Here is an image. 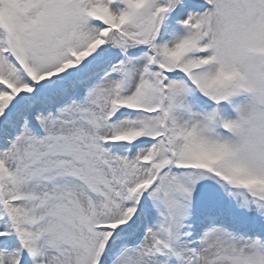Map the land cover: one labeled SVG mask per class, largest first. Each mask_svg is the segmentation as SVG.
<instances>
[{
  "label": "snow or ice",
  "instance_id": "6c2138e0",
  "mask_svg": "<svg viewBox=\"0 0 264 264\" xmlns=\"http://www.w3.org/2000/svg\"><path fill=\"white\" fill-rule=\"evenodd\" d=\"M0 264H264V0H0Z\"/></svg>",
  "mask_w": 264,
  "mask_h": 264
}]
</instances>
